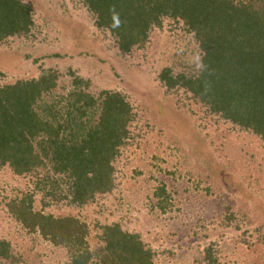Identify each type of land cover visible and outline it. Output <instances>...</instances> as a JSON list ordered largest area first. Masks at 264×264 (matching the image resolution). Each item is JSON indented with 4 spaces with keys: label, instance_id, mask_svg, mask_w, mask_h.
<instances>
[{
    "label": "rangeland",
    "instance_id": "rangeland-1",
    "mask_svg": "<svg viewBox=\"0 0 264 264\" xmlns=\"http://www.w3.org/2000/svg\"><path fill=\"white\" fill-rule=\"evenodd\" d=\"M18 1L31 25L0 38V86L53 77L32 107L62 122L79 79L95 100L81 121L97 122L105 92L124 99L130 119L111 161L110 189L84 203L72 201L73 179L46 157L20 175L0 164V264H96L100 226L114 223L139 236L154 264H264V140L159 77L163 68L197 72L193 31L162 17L143 43L123 52L84 0ZM10 205L75 219L87 230L85 249L24 226Z\"/></svg>",
    "mask_w": 264,
    "mask_h": 264
},
{
    "label": "trees",
    "instance_id": "trees-1",
    "mask_svg": "<svg viewBox=\"0 0 264 264\" xmlns=\"http://www.w3.org/2000/svg\"><path fill=\"white\" fill-rule=\"evenodd\" d=\"M84 3L95 16L96 25L107 29L123 52L143 43L148 28L160 25L162 17L182 20L198 42L200 66L195 73L175 75L170 68H163L159 77L164 85L184 88L211 112L264 140V0ZM28 12L18 0H0V38L28 32ZM44 76L0 86V164H7L20 175L40 163L41 156L46 157L54 171L67 172L73 179L72 201L81 204L95 192L110 189L111 161L126 137L130 109L118 93L105 92L98 120L90 126L81 118L95 100L82 90L87 82L74 79V90L68 96L73 101L67 104L62 122L53 114L40 115L32 104L54 86L53 77ZM63 132L68 134L64 138ZM38 136L35 148L32 141ZM10 206L24 226L36 227L54 243L77 252L85 249L87 230L75 219H54L32 213L24 205ZM100 229L103 243L94 253L96 264H154L151 250L137 234L123 231L118 223L101 225ZM0 256L6 254L0 252ZM73 258L77 262L81 256L75 254Z\"/></svg>",
    "mask_w": 264,
    "mask_h": 264
}]
</instances>
